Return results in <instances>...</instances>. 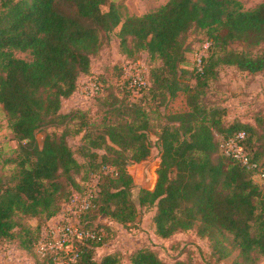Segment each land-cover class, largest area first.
Here are the masks:
<instances>
[{"label": "trees", "instance_id": "1", "mask_svg": "<svg viewBox=\"0 0 264 264\" xmlns=\"http://www.w3.org/2000/svg\"><path fill=\"white\" fill-rule=\"evenodd\" d=\"M107 1L0 0V106L19 144L18 179L13 184L0 183V242H14L36 255L41 227L32 231L19 217L50 219L74 192L85 190L74 177L83 166L68 143V126L86 112L63 111L62 105L76 92L79 79L91 73L100 34L121 23L122 53L127 57L146 53L149 83L140 89L136 101L129 100L126 85L121 97H113L119 120L104 123L97 134L82 129L90 146L84 154L89 158L84 180L98 177L84 226L107 231L112 222L134 223L138 206H154L159 237L196 227L218 259L238 249L232 264H257L256 254L264 257V185L253 183L250 171L222 149L227 138L243 131V145L263 173L260 181L264 183V161L249 147L248 132L255 133V127L238 121L224 123L218 108L205 97L208 80L219 81L220 66L249 76L264 71V3L244 10L238 0H168L155 11L122 21L113 2L102 9ZM192 30L203 33L201 46L206 43L207 47L201 69L192 71L195 83L181 85L180 78L187 72L183 66L186 39ZM234 43L244 47L231 48ZM15 51H29L32 58H18ZM178 92L184 94L187 109L173 111L160 127L156 181L152 189H138L136 204L128 168L150 152L148 113L142 105L157 111L160 99L168 103ZM49 128L60 133L46 132L38 145L36 132ZM97 149L104 153L98 154ZM104 238L83 246L84 264H119L112 253L95 257ZM42 260L53 264L49 258ZM130 263L165 264L147 248L132 253Z\"/></svg>", "mask_w": 264, "mask_h": 264}, {"label": "rangeland", "instance_id": "2", "mask_svg": "<svg viewBox=\"0 0 264 264\" xmlns=\"http://www.w3.org/2000/svg\"><path fill=\"white\" fill-rule=\"evenodd\" d=\"M168 0H108L102 7L107 10L109 3L118 6L121 20L128 17L141 16L155 11ZM244 10L253 9L264 3V0H238ZM121 23L109 33L100 34V46L98 52L92 56L91 73L79 79L76 92L63 101L62 110L81 109L86 114L77 115L76 119L68 126L71 133L68 143L75 158L83 166L74 177L83 187H94L98 177L90 175L87 180L85 164H88V156L84 154L90 150L84 138V128H89L90 133L97 134L102 125L109 121L119 120L114 96L121 97L127 77L135 72H140L144 77L148 75V66L145 52H137L132 57L122 53L119 44L118 32ZM203 33L190 31L186 39L187 54L183 65L186 73L180 78L181 85L193 84L196 68L195 58L203 54ZM231 48L241 50L242 43H234ZM15 56L24 60H31L29 51H15ZM135 58V59H134ZM129 66V69H128ZM126 67L127 70H123ZM133 67V68H131ZM219 81L208 80L206 87V100L221 113V119L227 122H243L255 127V133L248 132L250 137L249 147L258 152L264 161V71L261 74L249 76L245 72L238 71L231 66L219 67ZM96 87H100L96 89ZM129 91V90H128ZM129 100L136 101L140 94L129 91ZM157 102V111H151L150 107L142 105L148 113L147 139L150 144V152L143 161L129 166V172L133 177L132 200L137 204V192L140 187L152 189L156 181V169L159 166V133L164 122L169 121V114L173 111L186 110L184 94L178 92L168 103L160 99ZM155 105V104H153ZM226 122V123H227ZM83 129V130H82ZM82 132L76 133V131ZM60 133V129H43L36 132L38 145H41L46 132ZM220 134H216L219 140ZM98 154H103V149H97ZM19 144L13 138V133L8 127L7 117L0 106V183L13 184L19 176L18 166ZM257 185L264 183L258 178L251 180ZM67 205L63 209H67ZM62 209V210H63ZM138 215L134 223L122 225L110 223L103 244L95 251V257L101 258L106 253H112L118 257L119 264H131L130 256L139 248H147L153 251L165 264L176 261H184L186 264H232L238 254V249H233L225 258L218 259L210 247L206 237L197 234L196 227L182 230L170 236L161 238L155 233L153 223L154 206H138ZM99 220L108 223V220L100 217ZM19 221L32 231L40 226L41 231L46 229L50 219L44 215L21 216ZM35 254V253H34ZM256 257L257 264H264L261 254ZM36 255L33 256L27 250L20 249L16 243L10 241L0 242V264H47Z\"/></svg>", "mask_w": 264, "mask_h": 264}, {"label": "built area", "instance_id": "3", "mask_svg": "<svg viewBox=\"0 0 264 264\" xmlns=\"http://www.w3.org/2000/svg\"><path fill=\"white\" fill-rule=\"evenodd\" d=\"M206 47L207 44H203V48ZM195 61L196 70H200L201 55L196 57ZM123 70H127V68L123 67ZM127 80L123 83L129 91L131 90L135 94H139L140 89L149 83L148 78L140 72H135L132 76L127 77ZM244 137L243 131L231 135L222 144L223 152L227 157L250 171L252 178L261 179L263 173L260 172L256 162L250 159L242 142ZM96 184L94 187H85L81 193L74 192L69 198L67 209H63L50 218V223L46 229L40 232L34 247L39 258H49L53 264H84L82 261L83 246L93 241H100L105 237L106 232L103 227L94 230L84 226V217L92 207V197L97 190Z\"/></svg>", "mask_w": 264, "mask_h": 264}]
</instances>
